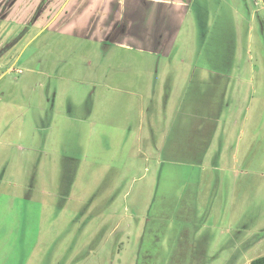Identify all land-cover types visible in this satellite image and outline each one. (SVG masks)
I'll use <instances>...</instances> for the list:
<instances>
[{"label": "rangeland", "instance_id": "1", "mask_svg": "<svg viewBox=\"0 0 264 264\" xmlns=\"http://www.w3.org/2000/svg\"><path fill=\"white\" fill-rule=\"evenodd\" d=\"M20 1L0 17V264L264 257L260 175L245 191L242 153L220 144L243 128L264 0H70L54 21L65 0ZM207 125L197 162L184 143ZM185 239L208 246L161 247Z\"/></svg>", "mask_w": 264, "mask_h": 264}, {"label": "crops", "instance_id": "2", "mask_svg": "<svg viewBox=\"0 0 264 264\" xmlns=\"http://www.w3.org/2000/svg\"><path fill=\"white\" fill-rule=\"evenodd\" d=\"M20 2V3H19ZM70 2V0H65L62 2L61 6L59 7V10L55 14L53 21L56 20L61 13L66 8V5ZM19 6L24 5L23 1L15 0L12 3L9 1L6 2V4L2 7L4 10H12L17 5ZM28 5L25 4V9L27 10ZM0 11V17L2 15L6 16L1 21L5 25L8 20L10 19V11ZM22 14V13H21ZM52 21V22H53ZM252 29L249 32L248 37V52L250 55V60L252 63L248 67V79L243 80L241 84L238 86L237 91V97L241 98L243 97V100H238L239 104L241 102H244V109L245 113L243 115V128L238 133L235 134L233 131H228L226 135L223 137L222 140H220V144H222V147L228 149L229 147H233L235 151L242 153L240 155V165L243 167L244 170V176L240 182V185L242 184L245 191L249 192L251 189V185L253 182L252 174H259L260 178L255 179L254 181L257 182L260 186V189L262 190L260 192V202H264V36L260 34V32H257V28L255 29V26H251ZM256 30V32H255ZM3 66L2 63H0V68ZM212 85L208 86L207 89L212 91L214 95V89H220L221 87L218 85H215L214 82H211ZM214 85V86H213ZM224 87V86H223ZM194 118V117H193ZM199 119V118H198ZM207 127L203 129H196L195 132H192L187 136L188 142H185V146L188 147V149L191 147L192 149L189 150V152H193L195 157L197 159V162L202 161V158L205 159L207 154L211 151L213 148L216 139H217V129L215 128V125L213 127ZM231 129V127L229 128ZM188 132H182L181 134L187 135ZM203 154V155H202ZM236 186L237 184H233ZM232 185V186H233ZM215 191V197L212 195L211 199L217 200L218 194L216 195ZM194 198H198L200 200V196H195ZM209 196L207 197V199ZM248 198V194L244 196V199ZM219 199V197H218ZM208 201V200H206ZM194 202V201H193ZM215 202L211 203L209 205L208 209L207 207L203 209L202 211L198 212H187L189 216H211L213 214ZM191 211V210H190ZM204 225V226H203ZM203 227L197 228L195 235L199 234L202 230V228H209L206 224L203 223ZM217 228H220L218 225H212L211 230L213 231ZM233 226H231V229ZM219 231L223 230L222 228L218 229ZM165 246V248H179V249H186V250H202L204 246H208L206 243H201L197 241H192L191 239L188 240H179L175 242H171L167 245V242H162L161 247ZM195 252H191L190 256H192ZM184 258H187L185 253L182 254ZM202 257V253L196 252V256L193 258H196V262H199L198 257ZM263 257L255 258H248L245 264H252L253 261L260 259ZM195 262V261H192Z\"/></svg>", "mask_w": 264, "mask_h": 264}, {"label": "trees", "instance_id": "3", "mask_svg": "<svg viewBox=\"0 0 264 264\" xmlns=\"http://www.w3.org/2000/svg\"><path fill=\"white\" fill-rule=\"evenodd\" d=\"M252 264H264V257L253 261Z\"/></svg>", "mask_w": 264, "mask_h": 264}]
</instances>
